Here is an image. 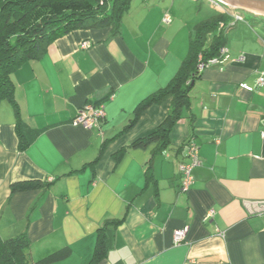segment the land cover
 Returning a JSON list of instances; mask_svg holds the SVG:
<instances>
[{
	"label": "crops",
	"instance_id": "1",
	"mask_svg": "<svg viewBox=\"0 0 264 264\" xmlns=\"http://www.w3.org/2000/svg\"><path fill=\"white\" fill-rule=\"evenodd\" d=\"M225 13V53L196 79L168 143L135 147L166 123L174 97L137 117L139 105L179 74L195 29ZM234 13L209 0H132L117 34L71 32L14 71L19 116L0 103V235L27 234L34 264H264V214L248 205L264 200V87H242L264 71V16ZM87 104L104 105L101 126L74 124ZM190 141L202 164L182 191ZM25 181L39 186L12 191Z\"/></svg>",
	"mask_w": 264,
	"mask_h": 264
},
{
	"label": "trees",
	"instance_id": "2",
	"mask_svg": "<svg viewBox=\"0 0 264 264\" xmlns=\"http://www.w3.org/2000/svg\"><path fill=\"white\" fill-rule=\"evenodd\" d=\"M132 0H0V103L12 102L18 115L14 99L12 74L25 63L43 56L49 46L60 37L77 30L110 29L113 34L120 31L121 18L128 10ZM228 14H219L211 23L200 24L191 40L190 53L179 74L160 94L144 100L136 110L138 117L142 111L155 102L174 97L173 109L166 123L149 137L134 144L135 147H147L158 143L161 151L168 143L169 132L180 117V111L190 103L193 81L200 78L199 56L208 63L212 58L221 56L225 45L226 29H220L227 21ZM214 36L208 42L209 34ZM211 66V65H210ZM19 116V115H18ZM22 120L18 121V133L21 147L28 144L22 131ZM36 182H18L12 185L13 192L33 189ZM31 243L27 234L11 238L0 235V264H34L31 255ZM106 245L100 233L96 246V257L105 254ZM58 254L44 259L50 262Z\"/></svg>",
	"mask_w": 264,
	"mask_h": 264
},
{
	"label": "built area",
	"instance_id": "3",
	"mask_svg": "<svg viewBox=\"0 0 264 264\" xmlns=\"http://www.w3.org/2000/svg\"><path fill=\"white\" fill-rule=\"evenodd\" d=\"M214 2L217 5H222V1L219 0H209ZM235 19L237 21H245L246 16L244 13H237L234 15ZM171 18L170 15H165L164 21L170 22ZM92 46V43L90 41L84 42L81 45V48L84 50L90 49ZM225 50H221V54L224 55ZM240 60H243V58H240ZM221 58L215 57L208 61V63H205L203 61V56H199V64L198 69L203 72L206 68H208L212 64L220 63ZM242 87L246 89L247 91L254 92L258 88L264 87V71L260 73L256 84L254 86L243 84ZM106 112L104 105H94V104H87L84 107H82L74 119V124L84 126L85 128H91L94 126H101L102 120L105 118ZM264 137V133H263ZM188 156H189V162L182 163L180 166V172H181V186L180 189L182 191H188L192 184L194 183V177H193V170L196 166H199L202 164V159L199 154V148L198 145L194 141H190L188 146ZM249 205V211L253 215H262L264 214V200L259 201H251L248 203ZM189 231V227L185 226L183 228L177 229L174 232V238L176 243H180L185 240L187 233Z\"/></svg>",
	"mask_w": 264,
	"mask_h": 264
},
{
	"label": "water",
	"instance_id": "4",
	"mask_svg": "<svg viewBox=\"0 0 264 264\" xmlns=\"http://www.w3.org/2000/svg\"><path fill=\"white\" fill-rule=\"evenodd\" d=\"M223 4L234 7L238 10H245L248 13L256 14L257 16H264V0H219ZM195 81L189 89H192Z\"/></svg>",
	"mask_w": 264,
	"mask_h": 264
},
{
	"label": "rangeland",
	"instance_id": "5",
	"mask_svg": "<svg viewBox=\"0 0 264 264\" xmlns=\"http://www.w3.org/2000/svg\"><path fill=\"white\" fill-rule=\"evenodd\" d=\"M145 1H147V0H145ZM193 1H195V0H193ZM131 2H132V1H131ZM219 6H221L222 8L227 9L229 12L234 11V12H235L234 14H237V13H236L237 11H241V12H243L244 14L246 13V14H248V15H256V14L248 13V12L245 11V10H238V9H236V8H234V7H230V6H228V5H224V4L219 5ZM129 8H130V6H129Z\"/></svg>",
	"mask_w": 264,
	"mask_h": 264
},
{
	"label": "bare ground",
	"instance_id": "6",
	"mask_svg": "<svg viewBox=\"0 0 264 264\" xmlns=\"http://www.w3.org/2000/svg\"><path fill=\"white\" fill-rule=\"evenodd\" d=\"M225 5V4H224Z\"/></svg>",
	"mask_w": 264,
	"mask_h": 264
}]
</instances>
